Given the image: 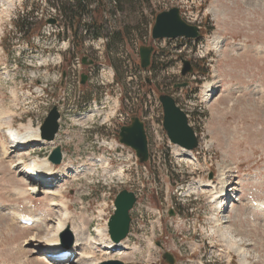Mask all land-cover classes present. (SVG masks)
<instances>
[{
  "label": "rangeland",
  "instance_id": "rangeland-1",
  "mask_svg": "<svg viewBox=\"0 0 264 264\" xmlns=\"http://www.w3.org/2000/svg\"><path fill=\"white\" fill-rule=\"evenodd\" d=\"M174 7L202 28V37L152 38L157 14ZM92 16L105 21L108 37L82 27L75 37L57 0H0V264H53L35 241L55 233L65 207L81 246L72 259L54 264H168L158 241L176 264H240L230 249L233 237L250 264H264V210L254 206L264 204V0H143ZM52 18L58 28L47 24ZM23 19L31 23L28 32L19 29ZM90 20L85 16L82 24ZM116 31L123 46L109 51ZM141 46L154 47L150 71L140 66ZM83 56L94 66L83 65ZM182 59L192 62V74L182 75ZM164 94L188 115L199 141L195 156L181 155L166 134ZM56 101L63 102L57 142L13 150L10 131H36ZM134 116L145 123L149 141L143 164L119 142L120 128ZM57 146L63 160L50 161L56 183L32 194L23 166H42ZM223 177L228 192L217 202ZM123 190L138 197L132 235L126 250L109 253L102 249L108 232L99 230ZM14 214L39 222L24 226ZM65 229L60 235L69 242Z\"/></svg>",
  "mask_w": 264,
  "mask_h": 264
},
{
  "label": "water",
  "instance_id": "water-1",
  "mask_svg": "<svg viewBox=\"0 0 264 264\" xmlns=\"http://www.w3.org/2000/svg\"><path fill=\"white\" fill-rule=\"evenodd\" d=\"M49 23L55 24L56 20H51ZM200 36V28L186 23L181 15L180 9L174 7L170 10L159 13L156 17L152 30L153 39H174L178 37L198 38ZM153 52L152 46H142L140 48L141 66L146 69L151 64V56ZM83 59V63H85ZM93 63V61H91ZM185 67L182 71L183 75L193 72V67L190 61L184 60ZM65 76V74H64ZM86 75L82 76V83L86 81ZM150 83V80H148ZM179 86H187V83ZM160 101L164 111L163 126L170 141L182 148L193 150L198 147L199 141L194 129L189 124L188 115L177 105L176 100L170 95L164 94L160 96ZM60 112L58 106H54L46 117L43 125L40 128L42 140L54 141L57 133L60 130ZM119 140L122 144L131 147L135 150L136 155L141 163H145L149 159L148 138L144 123L138 116L132 117L131 124L121 127ZM63 152L62 147L57 146L49 159L54 164L62 162ZM137 197L135 193L128 190L121 191L115 199V212L110 217L108 222L110 239L114 243H120L124 240L130 231L131 215ZM65 235H69L70 244H73L74 238L70 229H66ZM163 250L165 249L161 242L157 243ZM163 259L168 264H176V258L168 251L163 253ZM99 264H131L120 260H107Z\"/></svg>",
  "mask_w": 264,
  "mask_h": 264
},
{
  "label": "bare ground",
  "instance_id": "bare-ground-1",
  "mask_svg": "<svg viewBox=\"0 0 264 264\" xmlns=\"http://www.w3.org/2000/svg\"><path fill=\"white\" fill-rule=\"evenodd\" d=\"M206 90L209 91V85H207ZM31 127V125H29ZM30 130V131H29ZM28 133L25 135H19V133H17L16 131H10V135L13 138H16V141L14 142V145H18L20 148L18 147H14L13 150L18 151L19 149H21L22 147H26V146H31V145H45L46 142L43 141L40 138V134H39V130L34 131L32 129V127L30 129H28ZM18 148V149H17ZM181 150V155H183L184 157H188L190 158L191 156H195L193 151L187 150L185 148H180ZM44 164L42 166L37 167L36 164H31L29 166L25 165L23 166V169L21 170V173H28L31 172V174H38L39 176V182H43V181H47L48 179L52 178V164L50 163V161L48 159H43ZM62 175L66 176L67 172L65 170L62 171ZM36 178V177H34ZM224 178V177H223ZM28 181L33 183L34 186H36V188H33V190L37 189V185L38 183H34L35 180H33L32 178L28 177ZM55 181V180H54ZM54 181H51L52 183H50L51 185L54 184ZM56 183V182H55ZM226 183L227 180L226 178H224L222 180V185H221V190L217 193V196L213 197L212 199H216L217 202L223 200V198L226 196L228 190L226 188ZM202 184V183H201ZM57 185V184H56ZM210 187L211 185L209 183L207 184H203L202 187ZM42 187V184H41ZM215 188V187H214ZM38 192L40 191V188L37 189ZM54 203H52V205L57 204V202L54 200ZM254 206L259 209V210H264V204H254ZM66 210L63 216V219L60 220L55 228V233L51 234L50 236H48L47 241L40 243L41 241H35L36 243V247L37 249L43 253L46 254V261L47 263H52V257L55 254V252L58 251H66L69 250L71 253H77L78 249L80 248L81 244H80V237L78 236V232L79 230L77 229L75 222L72 221V214L71 211L68 209V207H65ZM14 219L17 221L18 219L21 218H26V220H31L33 222V224L31 226H36L39 222L38 218H32V217H28V216H24V215H20V214H14ZM69 227L70 230L72 231L74 237H75V243L73 245H68V243H66L65 241H60L59 235L60 233L65 229ZM103 232H107V227L105 229H101L99 230V234H104ZM233 241L230 244V249L235 251L238 256L240 257V264H250L249 260L247 258L248 253L247 251L241 247V243H236L238 242L236 238H231ZM35 238L31 239V241H34ZM230 241V242H231ZM40 243V244H39ZM102 249L106 250L109 253H119L122 252L124 250H126V246L124 242L121 243H113L110 241V239L107 238L103 243ZM73 257H71L72 259Z\"/></svg>",
  "mask_w": 264,
  "mask_h": 264
},
{
  "label": "trees",
  "instance_id": "trees-1",
  "mask_svg": "<svg viewBox=\"0 0 264 264\" xmlns=\"http://www.w3.org/2000/svg\"><path fill=\"white\" fill-rule=\"evenodd\" d=\"M61 4V12L63 18L66 19L67 23L71 26L74 36L78 37V31L80 28H84L86 32L92 33L95 37H99L102 35L109 36L107 34V27H105V21H100L97 17H93V13H100L101 17L104 16L105 12L110 14H115L116 12L123 11L125 8V4H129V6L137 5L143 0H57ZM93 3H96V8H92ZM91 14V16H90ZM85 16H89L91 18L90 22H84L83 18ZM95 16V15H94ZM44 25V21H41L39 24L38 30L40 27ZM31 23L28 19L22 20V25L19 26L21 32H28ZM122 32L116 31L110 33V45H108L109 51L113 49V46L117 44V46L122 47L123 41L125 40L122 37ZM122 63V62H121ZM124 64V63H123ZM122 64V65H123ZM153 66V65H152ZM209 69H205V72L202 74L205 75ZM118 82L119 78L117 79Z\"/></svg>",
  "mask_w": 264,
  "mask_h": 264
}]
</instances>
